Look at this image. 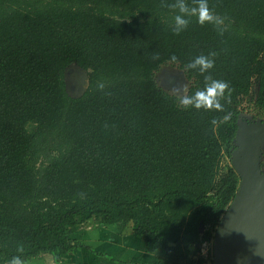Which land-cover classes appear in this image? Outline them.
<instances>
[{
	"label": "trees",
	"instance_id": "trees-1",
	"mask_svg": "<svg viewBox=\"0 0 264 264\" xmlns=\"http://www.w3.org/2000/svg\"><path fill=\"white\" fill-rule=\"evenodd\" d=\"M176 3L0 0V264H57L88 223L130 225L159 264H213L202 246L238 188V117L264 121V0H208L220 22L203 25ZM176 15L189 21L179 34ZM200 55L209 73L186 67ZM72 65L87 76L77 97ZM166 65L190 83L184 96L206 75L228 82L225 111L180 107L156 80Z\"/></svg>",
	"mask_w": 264,
	"mask_h": 264
},
{
	"label": "water",
	"instance_id": "water-1",
	"mask_svg": "<svg viewBox=\"0 0 264 264\" xmlns=\"http://www.w3.org/2000/svg\"><path fill=\"white\" fill-rule=\"evenodd\" d=\"M263 122L246 114L238 117L230 163L239 184L212 236L213 264H264ZM202 229L200 223V234Z\"/></svg>",
	"mask_w": 264,
	"mask_h": 264
},
{
	"label": "crops",
	"instance_id": "crops-1",
	"mask_svg": "<svg viewBox=\"0 0 264 264\" xmlns=\"http://www.w3.org/2000/svg\"><path fill=\"white\" fill-rule=\"evenodd\" d=\"M82 246L61 258L57 264H159L162 258L148 252L144 236L134 235L130 225L88 223L75 235ZM158 259V260H157ZM25 264H56L45 254Z\"/></svg>",
	"mask_w": 264,
	"mask_h": 264
},
{
	"label": "clouds",
	"instance_id": "clouds-1",
	"mask_svg": "<svg viewBox=\"0 0 264 264\" xmlns=\"http://www.w3.org/2000/svg\"><path fill=\"white\" fill-rule=\"evenodd\" d=\"M174 7L179 9V12L185 16H195L196 22L203 25L205 22H217L219 19L213 16L212 11L209 9L208 0H196V7L188 8L183 0H177ZM174 27L173 32L179 34L185 30L189 24V21L182 18L181 15L174 16ZM171 61L175 62L176 57L171 56L169 58ZM189 69L198 68L201 73H209L214 67L213 60L200 55L196 56L191 62L186 65ZM205 85L203 88H198L189 96H183L178 100V104L183 109L187 110L189 108L195 110L204 111H215L224 112V105L221 103V99L225 96L231 94L232 89L230 88L228 82L220 79H213L211 75H206L204 77ZM230 113H226L223 116V120L226 122L230 119ZM211 123L215 124L216 120ZM22 251V249H19ZM6 264H25V261L19 255H13L10 259L6 261Z\"/></svg>",
	"mask_w": 264,
	"mask_h": 264
},
{
	"label": "rangeland",
	"instance_id": "rangeland-1",
	"mask_svg": "<svg viewBox=\"0 0 264 264\" xmlns=\"http://www.w3.org/2000/svg\"><path fill=\"white\" fill-rule=\"evenodd\" d=\"M179 73L182 75V78H180L179 85H177L178 87L175 84L166 83L168 78H172V75H176ZM158 75L163 78L164 83L162 84L163 85L162 87L165 91H167L173 95H176L177 97H180V98L185 95L186 89L188 88L190 83L187 80H185V78H184L185 76H184L183 72L180 69H178L176 66L166 65V66L162 67L156 74V80H157ZM64 80L66 83L67 93L72 97L79 96L87 86L86 72H84L83 70L79 69L78 67H76L74 65L70 66L66 70V72L64 74ZM157 82H158V80H157ZM244 120L246 122H249V119H244ZM261 162H262V170L264 172V147H263L262 153H261ZM225 163H226V161L224 160L223 165H225ZM203 229L201 232L202 234L204 233ZM201 256L211 260V247L209 245H207V246L203 245Z\"/></svg>",
	"mask_w": 264,
	"mask_h": 264
},
{
	"label": "flooded vegetation",
	"instance_id": "flooded-vegetation-1",
	"mask_svg": "<svg viewBox=\"0 0 264 264\" xmlns=\"http://www.w3.org/2000/svg\"><path fill=\"white\" fill-rule=\"evenodd\" d=\"M162 73V72H161ZM160 73V74H161ZM159 74V75H160ZM184 74V73H183ZM157 76V80H158V84H160L159 86L161 87V88H163L162 86V84L164 83V81H163V78L162 77H160V76ZM185 76V75H184ZM180 78H182V75L179 73V74H176V75H172V78H168L167 79V81H166V83H168V84H175L176 86L177 85H179V81H180ZM185 78V77H184ZM185 80H186V78H185ZM178 87V86H177ZM242 120L243 121H245L243 118H242Z\"/></svg>",
	"mask_w": 264,
	"mask_h": 264
},
{
	"label": "built area",
	"instance_id": "built-area-1",
	"mask_svg": "<svg viewBox=\"0 0 264 264\" xmlns=\"http://www.w3.org/2000/svg\"><path fill=\"white\" fill-rule=\"evenodd\" d=\"M222 165H223V162H222ZM204 246H207V245L204 244ZM202 247H203V246H202Z\"/></svg>",
	"mask_w": 264,
	"mask_h": 264
}]
</instances>
